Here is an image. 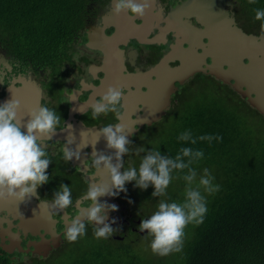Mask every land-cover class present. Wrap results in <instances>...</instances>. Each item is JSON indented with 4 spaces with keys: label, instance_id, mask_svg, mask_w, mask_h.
<instances>
[{
    "label": "flooded vegetation",
    "instance_id": "flooded-vegetation-1",
    "mask_svg": "<svg viewBox=\"0 0 264 264\" xmlns=\"http://www.w3.org/2000/svg\"><path fill=\"white\" fill-rule=\"evenodd\" d=\"M70 3L72 7L64 15L69 13L70 24L62 23L53 39L49 41L50 36L47 37L48 42L37 48L35 35L24 41L18 35L0 32V105L15 99L20 104L19 118L29 112L26 109L29 104L37 108L47 106L62 118L56 131L60 136L55 134L47 141L52 160L47 169L49 182L39 187L38 195L29 201H0V264H49L71 247L64 233L71 219L90 203H82L89 182L79 165L63 160L62 150L70 138L61 133L98 131L110 124L118 125L126 117L137 131L129 138V152L123 157L121 171L135 167L130 162L136 160L135 149L154 139L152 134L157 133L153 131L166 122L170 121L173 127L179 110L192 102L196 89L208 95L205 81L232 94L238 105L264 120L248 99L233 88L235 79L224 83L216 75L220 73L219 67L211 69L214 65L211 31L207 21L200 17L198 3L152 0L143 18L131 17L126 12L113 14L115 0H70ZM207 3L212 5L204 9L222 7L245 33L261 36L254 8L247 1L209 0ZM109 86L124 90L121 119L117 120L113 113L92 119L90 106ZM220 91L212 94L220 96ZM149 112L154 114L147 123ZM64 124L71 128L65 129ZM103 144L79 143L80 159L73 160L84 159L88 174H95L97 170L91 167L92 153H114ZM77 146L71 145L73 149ZM61 184L70 187L73 201L64 209L65 213L49 206ZM130 185L126 183L125 188L130 189ZM125 192L111 196L118 203L117 211L105 210V222L115 220L111 226L118 229L108 239L132 242L139 247L142 244L138 239H146V233H141L138 226L150 216L137 217L125 201ZM79 200L80 205L76 206ZM42 205H47L49 210L45 211L47 218L41 217L42 223H39L36 215Z\"/></svg>",
    "mask_w": 264,
    "mask_h": 264
},
{
    "label": "trees",
    "instance_id": "trees-1",
    "mask_svg": "<svg viewBox=\"0 0 264 264\" xmlns=\"http://www.w3.org/2000/svg\"><path fill=\"white\" fill-rule=\"evenodd\" d=\"M250 5L264 9V0ZM70 6V0H0V32L18 35L24 41L35 35L37 48L46 44L49 36L51 41L62 23L70 24L69 13L64 17ZM261 23L258 21L260 29ZM209 84L213 85L210 91H220L214 83ZM219 94L210 97L212 100L203 96L194 105L187 103L167 137L159 140L158 146L145 147L146 151L158 149L170 158L181 147L203 150L204 158L193 165L197 180L208 169L214 177L213 184L220 186L211 195L201 189L207 207L204 222L187 226L182 251L164 257L141 255L136 249H143L142 245L97 239L95 227L86 226L85 235L96 243L89 249L71 246L49 264H264V120L259 116L260 120L255 121L247 108L234 101L232 94L223 89ZM244 111L248 117L242 116ZM185 130H190L193 137L212 135L222 140L211 143L198 140L195 145L178 141L177 137ZM140 162L136 158L133 164L138 168ZM176 175L174 172L173 176ZM128 183L134 189L133 199L153 202L156 207L161 199L167 202L184 199L185 182L181 179L172 180L164 197H153L151 185L141 190L134 186L135 181Z\"/></svg>",
    "mask_w": 264,
    "mask_h": 264
},
{
    "label": "clouds",
    "instance_id": "clouds-1",
    "mask_svg": "<svg viewBox=\"0 0 264 264\" xmlns=\"http://www.w3.org/2000/svg\"><path fill=\"white\" fill-rule=\"evenodd\" d=\"M249 4H255L256 0H247ZM152 0H115L111 11L115 15L122 12L131 17L143 18L150 9ZM255 20L261 23V39H264V9H253ZM124 96L122 88L109 86L105 94L90 106L91 118L97 119L101 115L113 113L117 120L121 119ZM20 104L18 100L0 105V201L16 200L26 202L38 195L37 189L49 182L47 169L52 162L48 151L47 141H51L61 125V116L48 108L39 106L28 113L27 122L17 119V110ZM64 128H71L65 125ZM106 141V148L114 150L109 155L105 152H93L91 167L100 170L103 167L110 178V187L101 182L90 184L86 194L82 197V203L90 201L87 206L71 219L66 227L64 238L73 243L86 234V223L94 224V236L97 239H107L113 236L114 229L106 223L107 211H117L116 205L99 203L98 197L116 196L125 192V185L135 181V187L145 190L150 185L154 191L153 197L166 196V190L174 178L185 182L182 202H167L161 199L157 210L147 219H142L138 228L141 233H146L145 238L150 239V249L154 255L161 257L171 253H179L183 249L185 229L189 224L200 225L204 222L207 212L206 198L202 194L209 195L219 191V185L213 184V179L208 171L197 180V171L193 167L204 158L203 150H194L191 147H181L174 158L162 155L158 149L146 151L143 146L135 149L137 155L146 153L137 167L124 168L123 157L129 152L127 147L131 141L124 132V126L107 125L96 133ZM178 141L195 145L197 141H220L222 137L202 135L193 137L190 130H185L177 137ZM73 140L67 139L63 148V160L67 163L73 159H80V151L71 147ZM177 175L174 177L173 173ZM73 204L71 189L68 185L61 184L52 198L51 208L64 210Z\"/></svg>",
    "mask_w": 264,
    "mask_h": 264
},
{
    "label": "water",
    "instance_id": "water-1",
    "mask_svg": "<svg viewBox=\"0 0 264 264\" xmlns=\"http://www.w3.org/2000/svg\"><path fill=\"white\" fill-rule=\"evenodd\" d=\"M208 1L190 0L193 4L195 2L198 3V6L201 8L200 17L204 21H207L209 31H211L210 49L214 58V65L211 69L219 67L220 73L216 72V75L224 83H231L230 79H235L236 82L232 84L233 88L242 94L244 98H247L249 104L256 108L264 117V39H261V36L245 33L241 28L236 26L234 19L222 7L212 6L209 9H204L206 6L212 5L208 4ZM244 88L247 90H244ZM34 108L37 107L30 104L26 107L29 112ZM28 113L21 118L17 117V119L22 123H26L29 119ZM153 114V112L147 114V123H150L149 119ZM120 124L124 126V132L128 139L137 131L126 117H122ZM97 132V130H86L82 134L75 132H63L61 134L63 137H69L70 140H73L74 146H77L81 142L102 145L105 140L103 137H98L96 135ZM56 136L59 137L60 133L57 132ZM104 145L106 147V143L103 144V147ZM109 153L110 155L113 154L111 151ZM72 161L75 165L80 166L81 171L85 174V179L89 182V186L90 184L102 181L110 187L109 174L103 167L97 170L95 174L90 175L88 174V167L85 166L84 159ZM97 199L99 203H110V205L118 206V203L114 202L111 196L105 195ZM78 205H80V200L76 206ZM49 206L51 207V205ZM46 210H49L47 205H42L38 210L36 217L39 223H42L41 217L47 218L48 213H45ZM61 211L65 213L64 210ZM114 239L120 240V237L114 236Z\"/></svg>",
    "mask_w": 264,
    "mask_h": 264
},
{
    "label": "rangeland",
    "instance_id": "rangeland-1",
    "mask_svg": "<svg viewBox=\"0 0 264 264\" xmlns=\"http://www.w3.org/2000/svg\"><path fill=\"white\" fill-rule=\"evenodd\" d=\"M209 82L210 81L204 82V86L208 90V95H206L204 97L205 99L210 98V97H214V95L212 94L214 91L213 90H212L213 92L210 91L211 87L213 85H210ZM204 94H205V92L202 91L201 89H196L194 91L193 99H192V102L190 103V105H192V104L194 105V103L198 102L199 99H201L204 96ZM210 100H212V99L210 98ZM200 104H203L202 100H201ZM246 110L249 112L248 109H246ZM180 113H181V111L179 110L178 117L173 120V124L178 122V118H179ZM242 116L245 118V117H248L249 114L244 111V112H242ZM252 117L254 118L255 121L260 120L259 116L255 115V114H252ZM171 127H172L171 122L170 121L166 122L164 125L160 126L156 131L155 130L153 131V133H157V134H154L155 135L154 139H149V141L146 144H141L139 146H143L144 148L149 144H153L155 146H158V141L163 139L164 137H167V133H169L168 130ZM160 128H164V129H160ZM147 134L148 133H146L144 135H147ZM157 136H159V137H157ZM142 154L143 153H140L139 155H137L135 152L136 158H138V163L141 161ZM130 162L133 163V160L131 159ZM129 187H130V189L127 188L126 192H125V196H126L125 201H127V203L130 205L131 210L137 215V217L151 216L157 210V207L154 206V203L153 202L144 203L142 201H138V200L133 199V197L131 196V193H133L134 189L131 190V186H129ZM133 238H137V237H133ZM150 239L151 238H148L147 240L143 239V238L138 239L140 244H142L143 249H136V251L139 252L141 255L153 254L151 252L150 247H149ZM94 243H96V241H93L91 238H89L85 235V236L78 238L75 242L71 243V246L79 245L84 249H89L92 247V244H94Z\"/></svg>",
    "mask_w": 264,
    "mask_h": 264
}]
</instances>
